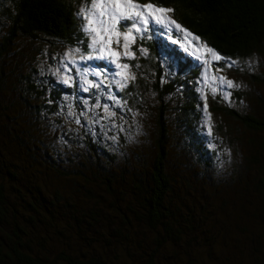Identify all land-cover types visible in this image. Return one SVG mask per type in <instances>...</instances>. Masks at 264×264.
Here are the masks:
<instances>
[{
	"label": "trees",
	"instance_id": "trees-1",
	"mask_svg": "<svg viewBox=\"0 0 264 264\" xmlns=\"http://www.w3.org/2000/svg\"><path fill=\"white\" fill-rule=\"evenodd\" d=\"M82 1L87 0H0V264H200L207 254L200 256L199 239L190 231L199 223L203 241L216 237L218 254L209 259L264 264V101L248 95L254 100L248 107L239 94L241 110L219 109L242 128L244 138L235 139L252 185L247 191L250 180L242 173L244 181L235 186L244 191L243 199L248 194L255 200L237 205L230 217L220 214L222 203L184 201L166 168V105L178 85L176 77L166 80L162 54H185L172 36L169 47L161 36L135 41L134 58L125 63L136 78L119 93L114 90L122 104L117 113H155L154 154L148 161L133 150L125 155L123 136L110 119L92 106L83 114L76 83L52 78L48 68L64 49L85 53L87 36L76 22ZM151 2L172 9L171 20L221 58L261 57L262 71L246 74V80L264 86V0ZM97 63L104 71L105 62ZM187 95L197 104L192 91ZM101 102L106 106L109 100ZM181 110L195 111L192 104ZM27 117L33 127L19 125ZM192 129L188 125L185 135L204 141L203 130ZM213 219L238 225L237 235L230 237L232 231L216 227Z\"/></svg>",
	"mask_w": 264,
	"mask_h": 264
},
{
	"label": "rangeland",
	"instance_id": "rangeland-1",
	"mask_svg": "<svg viewBox=\"0 0 264 264\" xmlns=\"http://www.w3.org/2000/svg\"><path fill=\"white\" fill-rule=\"evenodd\" d=\"M82 2V6H76V22L80 23L81 32L87 36L88 47L85 53L72 48L64 49V53L56 60L49 62V67L48 65L47 67L53 70L52 78L61 80L63 83L67 80V84L76 83L78 90L83 94V97L80 96L83 104L81 108L83 114H87V106H92L96 112L106 116V120L110 119L111 125L116 130H119L116 133L123 136L124 145H122V148H124L123 153L125 155L129 156V153L133 150L140 154L144 160H150L154 154L152 141L155 131V113L139 114L128 109V111L126 110L127 116L123 118L117 113L121 110L122 104L115 98V93H119L120 87L125 88L127 83L133 79V76L129 74V68L125 69L123 66L127 65L125 63L126 59L134 58L132 49L135 41H148L161 36L165 40V46L169 47L172 46L169 36H172L182 49L185 57L174 59L169 54H162L163 73L166 75V80L176 77V84L178 85L175 91L176 94L169 99L166 105L167 112L165 115L169 134L166 168L170 176L171 187L184 201L186 198L189 202L199 199L203 204L206 202V204L214 206L222 203L219 208L223 212L220 214H224L225 217H230V211H237V205L242 207L249 200H255L253 195L248 194L245 196L246 199H243L244 191L235 186V183H238L239 180L241 183L244 181V179L238 177L242 176V173L246 175V181H248L247 179L250 180V172H248V169L245 170V163L241 157L243 156V151L239 143L240 140L237 141L235 139V137H243L241 135L242 128L238 124L235 125L219 109L241 110L236 106L238 101L235 97L239 94L243 104L248 107L251 106V103H254V100L247 98L248 95H252V99L253 97H261L259 100L264 101V86L253 85L246 80L248 74H256L262 71L260 64L262 66L263 59L259 56H252L246 59L245 62L233 60L235 61L234 64L232 63L233 61L229 62V60L223 58L215 60L211 54L207 53V49L204 47L205 44L202 41L197 40L182 28L177 29L175 25L167 23L166 20L156 23L155 19H153L148 25V31L135 33L134 39L129 37L127 40L129 48L127 51L124 48L126 43L124 36H119V44H117V35L114 32L110 34L112 41L110 45L108 44L109 34L103 33L105 39L102 44L99 42L96 32L91 31L89 27V17L93 12H95V16L92 18L95 22L92 28H100L101 20L104 21L103 26L108 27L107 18L100 16L99 8L93 7L94 4L100 3L101 0ZM103 2L107 3V0H103ZM167 18L171 20L169 12L167 13ZM132 23L131 20H122L118 26L119 32H127L128 29L125 25L130 26ZM94 37L97 39L95 46L93 45ZM103 49H108V51ZM102 60L105 62L104 71L99 70L102 66L97 63ZM84 62L87 64V68L82 67ZM147 70L150 75H153L150 69ZM213 77H216V79L214 80ZM219 77H225L227 80L233 81L234 86L228 87L226 83H221ZM189 90L197 96V104L190 96L188 97ZM103 98L109 100L108 105L102 104L101 100ZM148 100H150V104H153V98ZM212 103H215V108H217L215 112L211 109L213 107ZM187 104L193 105L195 111L191 114L181 110ZM205 105H207V110H205ZM258 108L260 109V107ZM72 115L73 113L69 114V116ZM22 116L24 118L27 116L24 110ZM209 116L211 120H209ZM27 122H30L33 127V123H31L29 118L28 121H21L19 125L25 128ZM122 123L125 128L120 127ZM188 125L194 128L192 129L194 134L196 131L198 132V129L203 130V133L200 132L204 141L203 139H189L186 136V127ZM180 126L183 127L182 130ZM218 126L223 133L216 129ZM250 135L247 133V136ZM205 137L207 141H205ZM253 137L255 136L253 135ZM198 141L202 142V147H199ZM7 151L9 150L6 149ZM119 161L122 163V159ZM145 164L148 165L146 162ZM251 181L252 179L249 181L247 191L252 185ZM238 186L240 185L238 184ZM188 195H192V197L190 198ZM259 196L260 194H258ZM202 210L206 212L205 209ZM215 218H217L216 215ZM213 221L216 227L227 226L232 231L228 234L230 237L237 235L238 225L233 223L226 224V222L215 219ZM233 222H240V220H234ZM202 228L203 224L199 223L197 227H191L190 230L199 239L200 256L202 253L207 254L205 257L202 255V259L199 258L200 264H225L223 259H209L215 258V255L218 254L215 251L216 245L214 244L216 237L215 239L209 237L208 243L203 241L205 238L202 236ZM186 239L189 240V235L186 236ZM247 252V250L244 252L246 256H248ZM223 253L226 255L225 249ZM239 255L241 260L243 255Z\"/></svg>",
	"mask_w": 264,
	"mask_h": 264
},
{
	"label": "snow or ice",
	"instance_id": "snow-or-ice-1",
	"mask_svg": "<svg viewBox=\"0 0 264 264\" xmlns=\"http://www.w3.org/2000/svg\"><path fill=\"white\" fill-rule=\"evenodd\" d=\"M93 7L99 8L100 16L107 18L108 27H104V21L101 20L100 28H92V25L95 22L92 18L95 16V12H93L92 15L89 17L90 30L96 32L97 36L99 37V42L102 44L104 43L105 39L103 33L109 34V45L112 43L110 38L111 33L114 32L117 35V44H119V36L123 35L126 41V43L124 44V48L126 51L129 48V45L127 43L129 37H132L134 39L135 33H143L148 31V25L153 19H155L156 23H161L162 21L166 20L167 23L174 24L177 29L181 28V26L177 24L174 20H170L167 18V13L173 11L172 9L156 6L151 2V0H148V3L143 5L140 4L138 0H107V3L101 0L100 3L94 4ZM122 20H131L133 22L130 26L125 25V27H127L128 29L125 33H120L118 28ZM96 43L97 39L94 37L93 45L95 46ZM204 47L207 49V53L211 54L213 59H221V57L215 52V50H213L212 48H208L207 45H204ZM103 50L108 51V49ZM232 63L234 64L235 61H233ZM123 67L126 69L128 66L124 65ZM125 79H127V77H125ZM213 79L215 80L216 77H213ZM219 79L221 83H226L228 87L234 86L233 81L227 80L225 77H219ZM67 82L68 81L65 80V83ZM205 110H207V105H205ZM209 120H211L210 116Z\"/></svg>",
	"mask_w": 264,
	"mask_h": 264
}]
</instances>
